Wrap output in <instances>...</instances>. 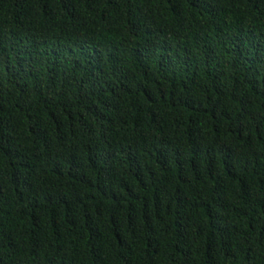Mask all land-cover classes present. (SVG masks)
<instances>
[{
  "label": "trees",
  "instance_id": "trees-1",
  "mask_svg": "<svg viewBox=\"0 0 264 264\" xmlns=\"http://www.w3.org/2000/svg\"><path fill=\"white\" fill-rule=\"evenodd\" d=\"M0 264H264V0H0Z\"/></svg>",
  "mask_w": 264,
  "mask_h": 264
}]
</instances>
